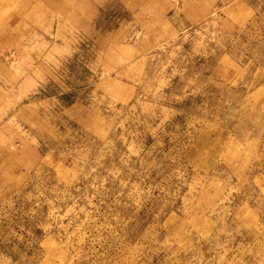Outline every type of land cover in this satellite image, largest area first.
I'll return each instance as SVG.
<instances>
[{
	"label": "rangeland",
	"instance_id": "obj_1",
	"mask_svg": "<svg viewBox=\"0 0 264 264\" xmlns=\"http://www.w3.org/2000/svg\"><path fill=\"white\" fill-rule=\"evenodd\" d=\"M0 264H264V0H0Z\"/></svg>",
	"mask_w": 264,
	"mask_h": 264
},
{
	"label": "crops",
	"instance_id": "obj_2",
	"mask_svg": "<svg viewBox=\"0 0 264 264\" xmlns=\"http://www.w3.org/2000/svg\"><path fill=\"white\" fill-rule=\"evenodd\" d=\"M5 13V12H4Z\"/></svg>",
	"mask_w": 264,
	"mask_h": 264
}]
</instances>
